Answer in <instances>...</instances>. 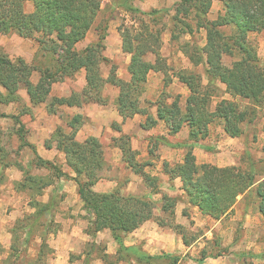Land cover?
Returning a JSON list of instances; mask_svg holds the SVG:
<instances>
[{
	"label": "trees",
	"instance_id": "trees-1",
	"mask_svg": "<svg viewBox=\"0 0 264 264\" xmlns=\"http://www.w3.org/2000/svg\"><path fill=\"white\" fill-rule=\"evenodd\" d=\"M225 13L217 19L208 18V11L213 0H180L171 18L175 26L183 33L193 34V25L185 19L195 11L196 29L206 30V45L202 49L198 45L186 43L183 47L193 65H205L208 82L205 84L203 75L199 72L175 71L161 54V43L158 32L149 31V27L137 32L131 29H120L123 52L130 54L128 71L129 81H124L117 75V65L112 64L107 78L101 74V64H109L111 59L104 55L107 33L95 28V22L102 9L103 0H0V33H15L24 38H37L38 51L33 63L27 62L22 56L12 59L0 49V104H9L19 89L24 87L31 103L36 106L47 100L52 85L66 77H74L82 69L86 73V86L81 92H73L68 97H52L48 104L49 112L58 105H81L88 102L106 103L103 95L106 85L119 89L117 99L118 109L124 118L136 113H145L147 108L141 106V96L151 70L164 73V85L172 82L170 71L184 83L189 94L185 104H181V94L175 96L162 94L155 103L158 106L157 116L164 121L170 134L178 133L184 125L189 127V139L197 142L209 135V126L217 120L223 122L226 133L231 137L243 134V123L252 121L257 113V106L264 101V65L261 64L258 52L249 35L264 30V0H222ZM33 5L32 11L25 9L26 3ZM115 4L132 13L152 16L160 10L143 11L134 5V0H119ZM170 11V10H169ZM231 26L232 35H226L222 27ZM94 28L98 31V39L82 50L76 44L86 37ZM172 34V38H175ZM157 43V47L155 43ZM190 47V48H189ZM205 50V51H204ZM235 50L240 57L230 66L224 63L225 54H233ZM148 54L155 56L154 62L148 59ZM38 60V61H37ZM38 72L39 80L34 83L31 77ZM225 86V93L231 99L223 98L212 107L216 84ZM21 97L19 96V99ZM171 99V101H170ZM240 99V100H239ZM239 100V101H238ZM241 101V102H240ZM242 101L245 102L242 104ZM246 104V105H245ZM253 106V107H252ZM8 116L0 112V119ZM19 124L18 134L20 147H29L38 167L43 166L53 170L55 177L75 180L79 185L80 198L84 209L94 214V219L87 227V232L95 234L110 230L114 240L119 244L115 255L102 253L100 256L108 264L119 261L136 260L141 264H151L154 261L169 260L176 264L181 256L169 253L150 255L136 246H126L124 237L139 228L144 222L154 219L162 227H171L182 235L185 245H190L197 236L188 237L182 224L175 223V207L177 197L163 194L162 209L168 218L159 217L153 211L152 202L144 196L124 195L120 189L109 193H98L93 186L102 177L105 167L104 149L100 140L90 137L81 143L76 140V134L84 120L76 115L69 122L70 131L58 127L51 138L45 142L47 148L56 146L66 156V164L75 173L71 176L62 167L52 161L44 160L25 135L26 127L19 116H12ZM150 120L151 117H150ZM155 121H151L153 124ZM120 130V128H119ZM264 131V125H263ZM123 152V161L136 174L143 177L144 183L152 192H160L161 179L148 173L145 168L148 163L139 162L137 153L131 147L130 136L122 134L115 139ZM195 143H185L187 151L183 162L164 164L165 172L170 180L181 179V189L191 206L197 207L201 214L220 220L229 215L238 201V196L255 187L259 199L257 209L264 222V179H256L254 171L243 170L237 165L218 166L212 163H198L193 152ZM153 153V151H151ZM32 163V164H33ZM23 170V178L18 182V189L31 193L30 206L35 209L34 218L28 223L22 221L21 229L25 231L27 244L35 230L40 227L38 258L42 259L44 249L49 248L47 238V223L41 225V217L50 214L56 204L54 197L51 204L38 200L44 189L51 185L44 177L35 176ZM26 171V172H25ZM3 172L0 171V177ZM17 222V223H18ZM19 227L12 229L15 234ZM38 228V229H37ZM54 231V230H53ZM16 239L14 238L12 247ZM14 250H17L15 247ZM202 258L206 251H201ZM17 256L18 253L16 254ZM246 254L241 253L240 257ZM251 257L263 258L264 251ZM199 259L201 262L203 259Z\"/></svg>",
	"mask_w": 264,
	"mask_h": 264
},
{
	"label": "crops",
	"instance_id": "crops-1",
	"mask_svg": "<svg viewBox=\"0 0 264 264\" xmlns=\"http://www.w3.org/2000/svg\"><path fill=\"white\" fill-rule=\"evenodd\" d=\"M154 2L155 0H134V5L143 11H148L150 8L156 7ZM223 11L224 2L222 0H213L211 8L208 11V18L215 20ZM90 32L91 31L87 33L84 40L76 44L78 50L84 49L98 39L97 33ZM113 36L112 31H108L105 40L106 48L104 50V55L116 63L118 77L124 81H129L131 75L128 71V65L131 55L124 52L125 60L123 63L120 62L119 53L123 52L122 41L120 39H115ZM38 48V45L32 46V49L23 53L22 57L29 63L33 62ZM166 60L170 65L174 61H177V59L172 56L166 57ZM183 60H189V58L186 57ZM151 61L154 62V59ZM101 66L103 67V65ZM102 67L101 74L103 77L107 78L109 72L104 71ZM169 73L172 77L170 87L172 88L173 85L180 87V91L175 95H182L181 104L184 105L186 98L184 102L182 98L183 95L187 97L189 89L173 74V70ZM39 77V74L34 72L31 80L36 83ZM164 77L165 75L161 71L151 70L149 72L147 82L145 83V89L141 96V106L147 108V112L136 113L127 118H124L118 109L117 99L119 89L112 85H106L103 89V95L107 98L106 103L88 102L81 105H58L55 106L53 112H49L48 103L46 102L34 106L30 102L26 91H21L22 103L11 102L6 104L5 108H3V112L19 116L21 122L26 127V138L30 143L35 145L38 155L44 160L52 161L54 164H56V161H59L60 165H63V171L69 173L71 176H75V174L72 169L65 164V154L57 149L55 145L51 148H47L45 146V141L51 137L58 127H62L66 132L70 131L69 122L73 120L76 115H81L84 122L77 131L76 140L83 143L90 137H96L100 140L104 149L105 167L102 172L103 176L94 184L93 190L98 193H109L116 189H120L124 195L144 196L152 202L155 215L165 219H167V215L162 209L163 194L175 197L177 194H180L182 199H178L176 204L175 221L185 225L191 211L187 214L183 213L184 209L190 206L181 189V179L175 178L171 181L169 175L165 172L164 164L169 163L173 165L183 162L187 151L185 143H195L193 152L198 163H212L221 167L238 165L240 159L238 153L240 154V152L236 142H238L240 136L231 137L226 133L223 126H216L213 124L209 126V135L197 142L189 139V127L187 125H184L178 133L173 135L170 134L166 123L157 116L158 106L155 103L157 99L154 98V94L157 93V90L161 88L164 83ZM85 86L86 73L85 70L82 69L74 77H66L63 81L55 82L52 85L49 96L68 97L75 91L81 92ZM111 88L113 93L110 96L108 89ZM22 106H26L27 110L21 112L20 109ZM150 117L155 121L153 124H150L152 121ZM219 132L220 136L224 137L223 140H217L219 139L217 137ZM122 134L130 136L131 147L137 153V160L139 162L148 163L145 170L151 175L161 179L160 192H152L144 183L143 177L134 173L123 161V152L120 146L115 142V139ZM260 134L264 138L263 130H261ZM223 144L226 151L214 157V152H212V150ZM22 150L26 153L28 161L33 160L35 155L29 147L25 146ZM151 151H153V153ZM22 164L27 167L26 162H22ZM120 165L130 170L126 183L122 185L119 182L120 179L115 176L116 173H111ZM40 167L48 170L43 166ZM20 172L21 177L17 175L16 180L22 179L23 170H20ZM48 172H50V170ZM263 179L264 176L259 179L258 182ZM175 190L177 193H174ZM248 192L249 191L246 193ZM60 193L63 195V200L60 202V210H62V213H59V211L55 212L54 210H57L55 208L53 211L55 218L54 222L58 224L61 223V225H57L58 228L54 231H50L48 234L47 242L49 247L52 248V254L48 258L46 264H108L98 254L99 245L103 241L107 244L103 253L115 255L119 244L114 240L108 229L99 231L95 234H90L85 231L94 219V214L84 209V202L79 194V185L75 180L64 177L58 178L57 185L54 186L51 184L47 186L44 189V193L38 196V200L45 204H51L55 197V205L58 206L59 200L57 199V195ZM245 194L240 196L243 197ZM238 202L239 199L237 203ZM11 203L14 204L9 201V204ZM9 204L6 206L4 201H1L0 213H2L5 206L7 209L11 208ZM26 204H28V202ZM191 208L193 209L194 215L200 216V218L206 220L211 218L202 215L197 207ZM243 209L242 215L245 220L246 232L243 237H239L238 239L235 237L234 239L232 236L233 231L231 229L228 230L227 234L232 238L227 243L229 250L232 252L229 256L226 254L206 256L202 258L203 260L201 262H198V260H195V250L203 248L200 244L199 246L196 245L199 243L200 238L194 240L190 245H185L181 234L171 228L162 227L154 219L144 222L139 228L128 233L124 237V243L126 246L139 247L142 251L150 255H161L163 253L181 255L180 260L176 264H243L242 259H244L245 255L240 257L241 253L246 255H259L264 251V235L260 233L257 226V224L260 225V223H263V217L259 211L254 213L248 202L244 203ZM53 211L51 213H53ZM20 216V210H13L12 213L6 212L4 216L3 214L0 215V244L5 249L9 250L12 244V229L14 227V222H16L15 220ZM191 216L193 217L192 212ZM222 219L212 220L218 222ZM248 225L254 229L248 231ZM39 240L41 244L42 239L40 237ZM240 249L242 251H238ZM187 254H190L192 258ZM2 258L3 256L0 254V262ZM251 259L253 264H264L263 258ZM131 262L133 264H141L136 260H132ZM129 263V261L122 260L117 264Z\"/></svg>",
	"mask_w": 264,
	"mask_h": 264
},
{
	"label": "rangeland",
	"instance_id": "rangeland-1",
	"mask_svg": "<svg viewBox=\"0 0 264 264\" xmlns=\"http://www.w3.org/2000/svg\"><path fill=\"white\" fill-rule=\"evenodd\" d=\"M116 1L119 0H103L102 9L99 12V15L94 25L95 28L97 27L99 31H105L107 34L108 31L111 30L114 35L113 37L115 39H120L122 41L121 33L123 31H126L127 29H131L133 32H137L141 28L148 26L149 31L159 33L158 35L161 43L162 56L164 58L172 56L173 58L177 59L176 62L174 61L171 65L169 64L170 67H173L175 71H180L185 69L184 71L187 72H194V71L199 72L203 75L204 83L206 84L208 82L204 65L200 64L195 66L192 64L190 60H185V61L183 60L186 57H188L186 55L187 54L186 50L188 49H185V51L183 50V47L186 43H190L192 46L198 45L202 49H204L206 45V30L196 29L195 11H193L185 19V21L190 22L194 27L195 32L193 34H189V33H183L179 26H175L174 21L171 18V16H173V14L175 13V7L177 5L176 3L179 2L180 0H170V1L155 0L154 4L156 5V7L150 8L148 12L152 10H160L161 12L154 13L152 14V16L143 15L139 13H132L130 11H127L126 9L120 6H117L115 4ZM25 9L27 11H32L33 5L27 2ZM224 13H225V7L222 14ZM120 29L122 30V32H120ZM221 29L226 35L230 36L233 34V29L231 28V26L227 25L222 27ZM90 31H91L90 33L95 32L98 35V31H96L94 28H92ZM172 34L176 35L174 36L175 38H172ZM249 40L255 46L260 58V62L262 65H264V30L261 32L251 33L249 35ZM154 43L157 47V43L156 42ZM34 45H38L39 47V43L36 37L24 38L15 33H11V34L0 33V49H2L3 52L7 53L12 59H16V57L22 56L23 53H26L30 49H32V46ZM232 51H234L233 54L227 53L223 57L224 63L228 66H230L233 61H235L240 57L237 51L235 50ZM119 57H120L119 58L120 62L123 63L125 60L124 59L125 53L120 52ZM148 59L151 60L155 59V56L153 54H148ZM112 64H116V63L113 60H111L109 64L102 63L101 65H103V67L102 66L101 67L104 71L109 72L112 67ZM214 89H215V93H214L215 96L212 101L213 108H215V105L221 99L223 98L231 99L230 95L225 93V86L223 84L220 83L216 84V87ZM21 91L25 92L26 89L24 87L20 88L18 93L14 96L15 100L12 102L22 103V97L20 95ZM179 91H180L179 86L173 85L171 88L169 84V86H167L166 88L163 83L162 87L159 88L157 90V93L154 94V98L158 99L164 93L173 96ZM108 93L110 96L112 95L113 93L112 88L108 89ZM19 96L21 97L20 99ZM52 97L49 96L45 102L49 104L52 101ZM185 98L186 96L183 95L182 98L183 102L185 101ZM243 103L245 102L242 101V104ZM5 105L6 104H0V112L7 114L6 112H3V108H5ZM20 110L21 112L26 111L27 107L22 106ZM7 115L8 116L2 117L0 119V171L3 172V176L0 177V202L4 201L6 206H8L9 201L13 202L14 204L12 203L9 204L10 205L9 207H11L9 209H7V207L5 206L2 213H0V215L3 214L4 216L6 212L12 213L13 210L14 211L20 210L21 216L18 217L17 220H15L16 222H14V226H16V228L17 227L19 228L15 234L12 233L13 234L12 244L14 238L16 239L13 247L11 244L8 250L5 249L0 244V254L3 256L0 264H46L48 258L52 254V248L50 247L45 248L42 259L38 258V252L40 248L39 247L40 245L39 237L41 233L40 228L42 227H40L39 229L37 228L38 230H35L33 236L31 237V240L27 244H24L26 233L24 230L21 229L22 221L20 222L18 221L19 219L22 218L24 219L28 218L27 222L29 223L31 219L34 218L33 216L35 209L32 206H30V201H31L30 191L18 189L17 181L20 180H16V176L19 175V177H21L20 170H22L23 167L24 170L31 172L35 176H41L44 177L47 181H52L51 184L54 186H56L58 183V177L54 176L53 170H50V172H48L49 169L46 170L42 167H38L35 163L36 160H34L35 161L34 163L32 162V160L31 161L27 160L28 158L26 157V153H24L22 148L20 147L21 140L18 134L19 124L12 117L15 115L12 114H7ZM213 125L224 126L221 120H217L216 122L213 123ZM263 125H264V101L257 106V113L253 117V120L252 121L247 120L245 123H243L242 125L243 134L238 138L239 140L237 139L238 142H236V145L237 147H239V152H240V154L238 153L240 159L237 166H239L240 168L246 171L249 170L254 171L257 180L261 179L264 176V138L260 134L261 130H263ZM217 137L219 138L217 140H223L224 138L223 136H220V132L217 134ZM219 147L212 150V152H214V157H217L218 156L217 154L226 151L224 144ZM33 159H35V156ZM22 162L23 163L26 162L27 167H25L22 164ZM56 165L63 167L62 164L60 165L59 161H56ZM111 173H116L115 176L118 177V179H120L119 182L122 185L126 183L129 177L128 175L130 173V170L126 169L125 166L120 165L117 168H115V170H113ZM22 178H23V174H22ZM174 193H177L176 190ZM57 196L59 203L58 206H55V209L57 210L54 211L55 212L59 211V213H62V210H60L61 207L60 202L61 200H63V195L62 193H60ZM176 197L179 200L182 199L180 194H177ZM185 198L188 203V199L186 196ZM238 199L239 202L236 204L233 211L229 215L225 216L221 221L218 222L214 221L215 219L212 220L210 218L206 220L200 218V216L198 217L194 215L193 209L191 208L194 206H191L188 203L190 207L184 209L183 213L187 214L189 213V211H191L193 213V217L195 218L191 216V212H190L185 225H183L184 229L187 232L189 238H191L192 236H197L198 238H200L199 243L196 245L199 246L200 244L203 247L202 249L195 250V254H196L195 260H199L202 258L201 251L203 249L206 251L207 256H216L218 254H226L229 256V254L232 253L231 250H229V246H227L229 240L232 239L227 234L228 230L230 229L233 231L232 236L234 237V239L235 237L236 239H238L239 237L244 236V233L246 232V226H245V220L242 215L244 211L243 205L245 202H248L251 210L254 213H257L258 212L257 204L259 199L256 195L255 188H252V190L246 193L243 197L238 196ZM27 202L28 204H26ZM54 211L53 213H51V215L53 214L52 216L49 214L47 216L41 217L40 226L45 224L46 222L48 229L47 231L49 232L56 230L58 228L57 225H61V223L58 224L54 222L55 219ZM166 215L168 218L167 213ZM177 223L178 222L175 221L174 224ZM257 226L260 233L264 235V222L262 224L260 223V225L257 224ZM167 228H171V227H167ZM250 229H254V228L248 225L247 230L250 231ZM86 230L87 228L85 229V231ZM106 246L107 244L102 241L101 244L99 245V250H98L99 255L103 253ZM15 247L17 248V250H14ZM238 251H242V250L240 249ZM17 253L20 256H17L16 255ZM187 255H189V257L192 258L190 254ZM251 258H256V257H251L250 254L245 255L244 259H242V263L253 264ZM129 264H133V263L130 262ZM151 264H171V262L169 260H162V261H154Z\"/></svg>",
	"mask_w": 264,
	"mask_h": 264
}]
</instances>
